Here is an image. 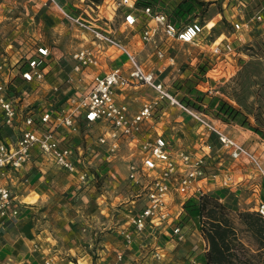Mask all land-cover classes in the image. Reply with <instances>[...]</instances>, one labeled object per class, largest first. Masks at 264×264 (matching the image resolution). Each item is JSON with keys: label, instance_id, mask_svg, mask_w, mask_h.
<instances>
[{"label": "rangeland", "instance_id": "obj_1", "mask_svg": "<svg viewBox=\"0 0 264 264\" xmlns=\"http://www.w3.org/2000/svg\"><path fill=\"white\" fill-rule=\"evenodd\" d=\"M56 1L61 3L60 0ZM113 1L117 3L118 0H81V6L75 7L73 14L94 27L109 32L112 18L123 17V12L126 11L125 8L115 10ZM196 1L203 5L197 6L193 14L177 20V24L184 25L198 21L204 27V31L195 43H181L177 49L167 51L173 52L174 56L178 55L176 72L178 77L170 87L174 89V82L184 81L188 77L193 83L195 82L199 91H204L208 96H217L238 109L251 127L257 129L258 134L254 132L252 134L260 140L246 142L237 131L240 128L244 131L246 129L236 124L225 126L224 123L216 121L210 111L205 115L228 137L256 155L258 151L264 150L258 147L252 149L249 141L251 144L264 143L262 136L264 135V21L257 22L253 20V16L260 7H264V0H227L224 1L225 8L222 4L223 0H218L214 2L213 10L210 9L211 3ZM239 1L244 4L240 15L242 22L248 25L244 33L246 43L243 46L237 42V34L233 31V24L240 21L237 14ZM73 2L75 3L74 0ZM172 2L175 4L166 7L163 12L174 20L172 9L177 2ZM49 5L52 7L49 8ZM218 13H224L227 20L219 18L215 25L209 19L213 14ZM58 15L61 16L49 0H0V61L5 60L8 65L17 61L14 67L23 66L25 58L33 55L37 48H47L50 58L47 61L49 65L45 78L49 76L48 79L57 82L53 85L58 88V97L61 98L64 95H74L82 85L87 88L95 75L106 74L102 71L114 69L113 59L103 62L101 58L112 53L117 54L107 46H96L91 40H88V44H82L85 38H80L72 25H65L66 23ZM213 25L215 28H211ZM76 29L81 30L77 27ZM140 39L143 45H147L142 38ZM219 42L222 47L226 42L231 43L236 49L235 56L230 55L226 58L214 56L211 49ZM121 43L128 48L124 42ZM148 45H156V39L154 43ZM82 48L94 51L97 65H91L81 73L75 74L72 72L74 64L72 55ZM159 51L164 53L163 50L155 47V54ZM53 52H56L59 58L54 57ZM54 60L58 62V70L61 72L53 71L55 66L50 63ZM199 65L209 69L207 73L212 78L207 82L206 78L197 76ZM69 79L71 81L67 86ZM202 83L206 84L205 87L201 85ZM183 93L180 91L177 99H180ZM160 114L159 111L154 114L156 122H159ZM164 119L166 122L164 120L162 121L164 123H160L158 133L163 135L173 150H182L194 157H204V173L207 180L203 185L202 194L216 196L220 204L227 205L226 215L242 243L245 254L249 256L246 259L252 264H264V251L259 250L254 236L246 230L239 218L240 213H256L249 209L257 208L259 205V203L255 204V201L256 196L261 195V181L252 165L244 159L233 161L229 151L216 142L213 143L216 145L213 150L203 146L206 140H211L210 134L202 135L198 127L194 130L190 123L191 119L179 108L168 111ZM154 126H146L144 131L157 132L152 130ZM100 129L99 126H82L78 133L74 132L70 135L69 146L74 150L77 147L83 149L82 160L89 172V179L85 185L79 184L78 181L73 183L72 177L67 172L55 167L51 174L46 173L50 174L48 179L52 183L46 185V179L42 180L41 185L45 187L42 191L44 200L38 206L40 212L33 211L31 219L37 218L34 219L35 227L37 229L46 227L49 235L44 247L41 248V241L37 240L39 242L37 244L40 245L34 243L33 249L40 251L39 253L45 257L44 262L52 260L55 264H112L117 255L122 256L120 264H196V256L202 251H208V244L199 230V227L204 225V219L200 222L195 221L194 229L191 231L185 226L182 229L184 238L180 242L172 236L171 231L166 236L168 240L163 236L164 234L158 233L149 238L139 237L133 234L132 228L127 231L132 233L130 243L121 236L120 232L128 228L132 216L131 202H135L136 210L142 203L135 199V194L140 193V190L128 180L129 153L126 148L122 146L115 159L109 163L104 162L105 149L98 144ZM225 178L229 179L228 187L220 185ZM223 197H226L227 203L224 202ZM176 225L179 228L184 226L179 220ZM194 233L192 240L201 243L202 247L189 244L188 238ZM115 243L121 245L120 250L118 247L115 250H108L110 245ZM134 245L137 249L133 248ZM237 250L240 251V247H237Z\"/></svg>", "mask_w": 264, "mask_h": 264}, {"label": "built area", "instance_id": "obj_2", "mask_svg": "<svg viewBox=\"0 0 264 264\" xmlns=\"http://www.w3.org/2000/svg\"><path fill=\"white\" fill-rule=\"evenodd\" d=\"M61 16L92 36V43L96 46H107L124 56L128 63L126 70L116 67L104 75L95 76L89 86L78 90L74 95L58 97V88L50 90V100L46 107L37 109L27 102L30 93L45 83L50 52L47 48L39 47L33 55L25 58L23 66L14 67L0 61V111L2 125L13 131L10 139H0V223H15L20 210L12 190L6 180L18 173L25 165L36 157L50 161L55 167L75 174L77 181L85 185L89 179L83 159V149L69 146L70 135L76 132L78 124L85 126H99L105 129L98 137L99 146L105 149L104 162L115 159L123 144L128 148L127 161L128 180L142 189L135 199L142 200V206L131 220L133 234L143 237L156 234L160 230H170L177 241L183 240L184 235L176 225L179 218L178 209L190 196L202 194L203 185L207 180L204 173V157H194L179 150H173L161 133L145 132L146 126L154 119V114L161 101H167L171 106L179 108L189 119L201 127L203 134L215 137L219 145L229 151L233 161L244 159L248 161L261 180H264V163L248 151L241 144L228 137L209 119L197 111L182 105L165 86L158 82L153 73L144 71L136 61L134 55L112 35L102 29L94 27L79 16L71 15L56 0H49ZM137 0L113 1L115 10L125 8L123 12L126 27H133L140 17L148 19V26L142 33L145 44L155 42L156 36L161 34L173 42L183 44L195 43L204 31L198 21L184 25L172 23L165 13H154L151 7L137 9ZM244 4L238 2L237 14L240 21L233 24V31L240 46L246 43L244 33L248 25L242 22L241 13ZM253 20L264 21V7H260ZM211 53L216 57L235 56L236 49L231 43H215ZM157 56L164 58L159 51ZM74 62L72 72L79 74L83 69L97 65L96 55L89 48H82L72 55ZM51 65L57 66L56 60ZM20 78L23 85L16 84ZM206 82L209 78L205 75ZM71 80L67 81L69 84ZM33 85V86H32ZM130 86H145L156 92L155 99L144 103L136 113H131L127 105L119 104L115 97V90ZM210 149V147H208ZM222 187H228L229 179H222ZM177 208V209H176ZM256 213L264 219V203H261ZM127 243L131 242L132 233L123 234ZM121 255H117L112 264H120ZM44 264H55L47 260Z\"/></svg>", "mask_w": 264, "mask_h": 264}, {"label": "crops", "instance_id": "obj_3", "mask_svg": "<svg viewBox=\"0 0 264 264\" xmlns=\"http://www.w3.org/2000/svg\"><path fill=\"white\" fill-rule=\"evenodd\" d=\"M74 1L75 3L73 2V0H60L61 3L59 4L62 5L68 12L73 14L75 10L74 8L81 6L80 4L81 0H74ZM153 1H156V0H153ZM172 1H176L177 3L175 6H177L179 2H181L182 0H159V2H157V6L159 9L164 10L166 9V7L173 6V4H175ZM200 1L211 3L210 9H212L215 5L214 2H217L218 0H200ZM224 1H227V0H223L222 2L223 7L225 8L226 5ZM142 2L152 3V0H137L136 5L137 7H139L138 8L139 10L141 9L140 6L142 7L145 6V4H142ZM153 4H156V3H153ZM51 7L52 6L49 5V8ZM154 7H156V5ZM224 13L226 14L227 12H224ZM224 13L222 14L218 13L217 15L213 14L210 17L209 21L210 22L213 21L214 24L217 25L219 18L226 19V15ZM58 16L64 23H66L65 25H72L74 30L78 33V36L80 35V38H85V41L81 42L82 44H88V40L92 41V36L89 33L85 31L83 32L81 30H77L73 24L66 21L60 15ZM112 20L113 21L112 22L110 21L109 23L112 25V27H109V32L108 31L106 32L110 33L112 37H114L116 40L118 41L120 40L121 42H124L129 48V49L127 48L128 51H130V53L134 55L136 61L142 66L144 71L148 73H153L158 82L162 83L172 95L177 96L178 93H175L176 90L171 89L170 86H171V83L175 81L178 77V75L176 74V72L178 71L177 70L178 55L176 54L174 56L173 52L168 53L167 51H171V49L172 50L177 49L179 45H181V43L170 41L166 38H163L161 34H158L156 36V45H143L140 38H141L143 31L147 28L149 24L148 19H146L145 17H140L137 20L136 24L131 28L126 27V25L124 24L123 17H115V18H112ZM215 25L211 26V28H215ZM221 35L224 36V34H221ZM155 47H158V49L164 51L163 59L158 58L157 54H155L154 52ZM110 49L113 50L115 54H117L116 50L112 48ZM52 51H54V49ZM53 54H55L54 57L59 58L56 55V52H53ZM110 58L114 60L113 68L121 67V66L123 67L124 70L128 68V63L126 61V58L119 54L114 55L112 53L107 57L103 56L101 58V61L104 62ZM15 62L17 63V61ZM16 63H12V65L10 66H14V64ZM56 63L58 64L57 61ZM58 68H59V65L55 66L53 71L61 72V70H58ZM102 72L107 73L109 72V70L107 69ZM102 72H99V73H102ZM48 77L49 76H46L45 83L37 87L35 92L30 93V95L27 98L28 104H30L31 106L37 109L44 108L46 107V105L49 104V100L51 98L50 90L52 87H54L53 84H57L56 81H51L50 79H48ZM15 82L18 85H23L22 88H26V85L24 83L22 84V81L20 80L19 77L16 78ZM82 84L83 83H80V85ZM66 85L68 86L69 84L66 83ZM201 85L205 87L206 84L202 83ZM85 88H86L85 85H82L81 88H78V90H83ZM203 90H205V88H203ZM156 96L157 95L155 91L147 87L145 88V86H130V87L122 88V89L118 88L115 90V97H116L117 102L119 104L127 105L131 113H136L144 103L155 99ZM61 99H63V97ZM175 108H176L175 106H171L167 101L165 100L161 101L159 104V107L157 108L155 112L157 113L159 111L161 113L160 117L158 118L159 122H156L154 118L152 123L148 125V127L155 125L154 127H152V130H155V131H157V129L160 130V123L165 120L164 116L167 114L168 111L174 110ZM2 117L3 116L0 111V139L8 140L13 136V131L2 125V119H3ZM216 121H219V120H216ZM164 122H166V120ZM190 123L191 125H193L194 130L197 129L198 127L199 130L201 131V134L203 135V132H202L203 130L201 129V127H199L198 124H196L195 122L191 120H190ZM82 126H85V125L78 124L76 133L79 132L80 127ZM225 126H229V125L225 124ZM104 130L105 129H102V128L100 129L99 136L104 132ZM239 130L237 131L240 133L241 137L244 138L242 140H246V142L248 140L256 141L258 139L257 136H254L252 132L248 130L244 131V130H241V128ZM148 131L152 132L151 130H148ZM152 133H155V132H152ZM210 138L211 140L213 139V141L206 140L203 146L210 147L209 150H213L214 147L216 146V145H213V143L216 142V144L218 145L219 143L215 139V137L210 135ZM249 145L252 146L251 147L252 149H254L255 147H258L260 150H264V147H262L264 143L262 142H255L251 144L249 141ZM122 146L123 148H126V150L128 151V148L126 147L125 144H123ZM128 153L130 152L128 151ZM254 156H256L262 163H264V151H258L257 154ZM54 167L55 166L47 159L42 158V157H38V158L36 157L31 163L25 165L22 169H20L18 173H15L13 176H11V178L6 180V184L12 190L15 196L16 202L19 206L20 216L15 223H8V224L0 223V264H44L43 262L45 260V257H43L41 253H39L40 251L39 252L35 251V249H33V246H34V243H36L35 245L37 246L40 245V244H37L39 243L37 240H40L41 248L44 247V245H46L45 240L47 238V235H49V233L46 227H43V229H37V227H35L36 220L34 221V219H37V218L31 219V215L33 211L35 210L38 213L40 212L38 206L41 205L42 201L44 200L42 191H44L45 189V187H43L41 183L43 179H46V185L52 183L48 179V175H50L52 171H54L53 170ZM48 172H50V174H46ZM67 174L72 177L73 183L77 182V177L75 174H69V173ZM260 181H261V184H260L261 195L259 196L257 195L256 201H255V204L259 203V205L261 203H264V180L260 179ZM135 188L140 190V193L135 194V198H136L138 195L141 194L142 189L139 187H135ZM28 199H30V201ZM223 199H224V202L227 203L226 197H223ZM139 201H142V200H139ZM131 203L132 204L130 208L132 211V216L128 223V228L122 229V231L120 232L122 237L126 231L132 228L130 224L131 220L133 216L138 212L140 207L142 206V204H139L136 210V208L134 207L135 202L133 203L132 201ZM256 209L257 208H251L249 210H253L256 212ZM181 212H182V208L180 207V209H178L179 215L181 214ZM159 230L160 231L158 232V234L159 235L164 234L163 236L165 238L166 236H168L170 232V230L163 231V229L161 228H159ZM148 231L146 232V235L143 237L149 238L152 236V234H149ZM153 235H156V234H153ZM194 235L195 233L190 238H188L189 244L191 246H195V244H197L199 247H202L201 243H199L198 241L195 242L192 240L193 239L192 237ZM153 238L155 239V236ZM166 240H168V238H166ZM117 247L119 249L121 245L119 243H115L113 245H110V249L108 250H115ZM133 248L137 249V246L134 245ZM116 251L118 252V250Z\"/></svg>", "mask_w": 264, "mask_h": 264}, {"label": "trees", "instance_id": "obj_4", "mask_svg": "<svg viewBox=\"0 0 264 264\" xmlns=\"http://www.w3.org/2000/svg\"><path fill=\"white\" fill-rule=\"evenodd\" d=\"M137 2V1H136ZM159 0L152 3L147 2L144 7H151L154 13H164L163 9L154 7ZM156 3V4H153ZM154 5V6H153ZM203 3L196 0H182L173 8L174 20H169L177 24V20L185 18L195 12L196 7H201ZM167 9V8H166ZM165 10V9H164ZM197 76L205 75L209 71L205 66L197 67ZM175 93L183 91V96L176 99L184 106L205 115L210 111L215 118L224 124H236L248 131L258 134L257 129L251 127L249 121L242 113L232 105L217 96H208L206 93L199 91L190 78L184 81H176L173 84ZM174 96V95H173ZM191 98V99H190ZM261 135V134H260ZM264 136V135H262ZM182 212L179 215V223L189 227L191 231L195 221H204L203 227H199L204 239L208 244V251L202 252L196 256V264H252L246 257L242 243L237 238L235 229L226 215L227 205H222L218 199L207 194H197L188 197L181 206ZM239 218L246 230L254 236L258 243L259 250L264 251V219L257 213L244 212L239 214ZM240 247V251L237 250Z\"/></svg>", "mask_w": 264, "mask_h": 264}]
</instances>
